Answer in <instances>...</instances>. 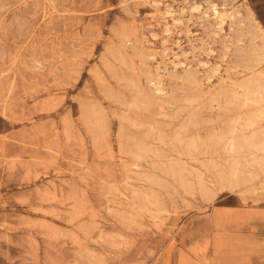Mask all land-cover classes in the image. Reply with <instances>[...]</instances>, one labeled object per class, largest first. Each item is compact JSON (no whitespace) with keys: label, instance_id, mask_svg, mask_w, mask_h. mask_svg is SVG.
<instances>
[{"label":"rangeland","instance_id":"obj_1","mask_svg":"<svg viewBox=\"0 0 264 264\" xmlns=\"http://www.w3.org/2000/svg\"><path fill=\"white\" fill-rule=\"evenodd\" d=\"M262 48L264 0H0V264H264V169L186 146Z\"/></svg>","mask_w":264,"mask_h":264},{"label":"bare ground","instance_id":"obj_2","mask_svg":"<svg viewBox=\"0 0 264 264\" xmlns=\"http://www.w3.org/2000/svg\"><path fill=\"white\" fill-rule=\"evenodd\" d=\"M231 44H232V42H231ZM262 49H264V48H262ZM225 50H227V49H225ZM253 50H256V49H253ZM260 50H261V48H260ZM250 51H252V50H250ZM253 52L254 53L252 56H249L248 58L246 57L247 61H246L245 66H246V70L250 74L249 78L247 80L245 79V81L242 82L241 84H239V85H237V86H235V87H233L227 91H224V92L220 93L219 95L214 96L212 99V101L215 102L217 105L220 102H222L223 106H225L227 109L228 120H227V122L225 121L226 122L225 127L224 128L220 127L219 130L215 127L214 128L212 127L211 131L209 133H207L205 135V137H203V138H201L200 136H197L195 138L193 137L186 144V146H188V148H190V149L203 150V152L212 150L213 148L214 149L218 148L219 150H221L228 157H230V159L232 158V160H231L232 165H237V166L239 165L241 167L242 174L240 173L241 174L240 183L242 182V184L244 186L250 182L252 177H257L259 170L264 169V53H260V51H253ZM247 54H249V53H247ZM249 55H251V54H249ZM246 58H244V59H246ZM153 59H151V60H153ZM227 66H228V64H227ZM226 69H228V68H226ZM212 101H209V103ZM210 105H212V104L210 103ZM184 131H186V127L183 128V132ZM121 133H122V131H121ZM122 134H121V136H122ZM180 135L181 134L179 132V136ZM177 140L180 141L182 139H181V137H179V138H177ZM250 156H252V158H250ZM238 158H240V161L238 160ZM227 162H229V161L227 160ZM210 164L207 163V165H210ZM225 165H226V163H225ZM210 167H211V165H210ZM233 176L234 177L236 176L235 173L233 174ZM232 179L233 178H231V180ZM236 179L237 178H235L234 181H236ZM261 183H262V185H264V182H261ZM197 185H199V184H197ZM262 187H264V186H262ZM206 190H207V188H206ZM249 190H250V188H249ZM257 190L259 191V189H257ZM262 190H264V189H262ZM243 192H244V190H243ZM253 193H254V191H252L251 194H253ZM255 193H257V192H255ZM261 193H262V191H261ZM213 194H215V193H213ZM213 194H209V195L211 196ZM240 195H242V194H240ZM248 195H250V194H248ZM250 196H252V195H250ZM205 198H207V195ZM242 199H243V197H242ZM246 200H247V198H246ZM254 200H255V198H254ZM257 200H258V197H257ZM210 201H211V199H210Z\"/></svg>","mask_w":264,"mask_h":264}]
</instances>
